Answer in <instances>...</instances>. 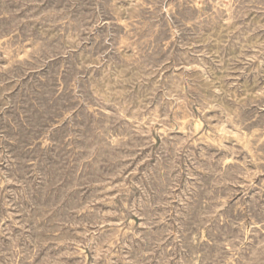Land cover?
<instances>
[{
    "label": "rangeland",
    "instance_id": "374dc122",
    "mask_svg": "<svg viewBox=\"0 0 264 264\" xmlns=\"http://www.w3.org/2000/svg\"><path fill=\"white\" fill-rule=\"evenodd\" d=\"M0 264H264V0H0Z\"/></svg>",
    "mask_w": 264,
    "mask_h": 264
}]
</instances>
